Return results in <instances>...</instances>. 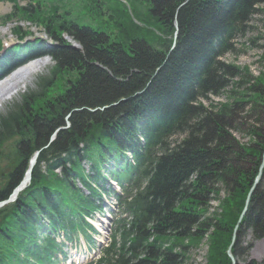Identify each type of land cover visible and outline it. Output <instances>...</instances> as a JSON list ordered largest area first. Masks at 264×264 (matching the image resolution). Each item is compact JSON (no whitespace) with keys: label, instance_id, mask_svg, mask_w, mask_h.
Listing matches in <instances>:
<instances>
[{"label":"trees","instance_id":"1","mask_svg":"<svg viewBox=\"0 0 264 264\" xmlns=\"http://www.w3.org/2000/svg\"><path fill=\"white\" fill-rule=\"evenodd\" d=\"M42 1L15 4L11 16L20 13L33 22ZM136 1L141 6L152 1L153 13L161 18L156 20L164 28L162 35L127 42L123 37L110 39L113 31L106 34L99 23L93 27L67 22L51 29L48 21L60 17L53 14L58 6L44 5L45 27L55 45L37 42L10 52V59L7 54V63L22 54L31 58L48 54L56 61L51 70L55 83L64 85H58L59 92L38 100L43 103L32 104L31 114L23 107L1 117L0 141L22 136L18 151L23 166L11 173L0 190V201L22 179L30 156L37 150L41 153L31 190L16 204L0 210V264H29L30 260L53 264L54 242L48 237L41 244L27 241L38 232V221L47 214L46 225L54 230L79 226L85 214L98 208L97 199L106 191L100 186L106 158L116 157V152L122 157L127 149L135 163L116 171L129 182L120 202L127 217L116 221L112 244L90 264H183L185 242L195 241L210 230L211 252L219 254L220 248L225 246L227 251L231 246L261 165L256 164L253 171L240 165L246 154L229 132L234 128L232 116L226 118L234 110L222 105L210 109L203 100L222 95L237 78L238 69L235 72L218 59L234 52L236 39L251 31L248 24L264 0ZM174 31L178 32L176 39ZM65 33L81 47L64 41ZM123 43L130 49L122 48ZM50 80L45 78L43 83L49 86ZM68 116L70 127L64 121ZM58 127L63 129L51 141ZM263 149L257 150L262 153ZM235 153L238 155L233 157ZM84 160L90 164L88 172ZM43 168L49 176L42 174ZM60 168L62 176L55 173ZM78 178L89 194L76 186ZM220 184L230 197L222 199L221 215L216 213L206 220L203 216L208 213L210 195L216 196L215 188ZM260 184L235 232L239 236L245 225L253 229L255 239L264 237V191ZM58 190L67 191L69 204ZM224 257L230 259L226 253ZM257 264H264V260Z\"/></svg>","mask_w":264,"mask_h":264},{"label":"rangeland","instance_id":"2","mask_svg":"<svg viewBox=\"0 0 264 264\" xmlns=\"http://www.w3.org/2000/svg\"><path fill=\"white\" fill-rule=\"evenodd\" d=\"M188 1L189 0H187V2ZM15 4L23 6L26 2L19 0L13 3L8 0H0V42L10 47H16L18 39L22 36L21 34L26 35L28 39L27 44L32 41H42L48 45H55V41L50 38L48 33V27H45L46 21H44V15H42L46 10V8H44L45 4L48 7L58 6V10L53 14H60V17L54 16L48 21V26L51 29H53L54 26H65L67 22V24H70L69 22H74L80 23L81 25L92 23V25H94L93 27H96V23H99L103 26L100 29L106 32V34L113 31L110 39H113L115 36L123 37L127 42L133 41L134 38H145L146 36L148 40H152L156 35H162L161 32L164 31V28L160 27L159 22L156 20L157 17L159 19L161 18L159 16L156 17L155 13H153V6H151L152 1H146L145 5L141 6V3L138 1L135 2V0H45L41 2V4L44 5H42V7L40 6L38 12L33 14L36 19L33 22H29V19L23 17L20 13L11 16L16 9ZM257 9V14L252 16L253 19L249 22L250 24H248L251 27V31L247 32L245 38L239 37L236 39V43L233 46L234 52H227L218 59L221 60V63L225 64V66H232L235 72L236 69H238V73H235L237 78L229 85L230 88L222 92V95H209V100H203L204 106L210 109L222 105L234 110L233 112L229 111L226 117L232 116V120H234V128H231L229 132L232 133L234 139L241 147L242 153L246 154L242 156L243 158L240 160V165H243L245 168L249 167L252 171L253 168L257 167L256 164L260 163L259 165H263L262 162L264 158V3L257 5ZM68 11L70 15L65 14ZM176 15L177 14H174L173 18L175 29L177 30ZM177 35L178 32L175 33L173 38H178ZM63 38L64 41H69L75 48L81 47L80 44L76 42L73 37L68 36L67 33L63 35ZM47 55L48 54L39 56L40 59L33 57L32 60H35L31 62L30 66H41L36 67L33 73L28 74L24 79L19 81L16 90L11 96H4V98L0 100V120L1 117L23 107H26L28 109L27 112L31 114L32 104L34 106L35 102H39V99H46L48 93L59 92L60 87L58 85L62 86L64 82L59 81L60 83H55L56 79L52 77L51 70L56 66V61L54 62ZM225 66H223V70ZM21 71L22 70H18L13 72V74L11 73L7 79L0 83L7 80L10 81L13 76ZM45 78H51L49 86L43 83ZM237 99L241 101H238L239 107L235 108L236 105H238L235 103ZM241 102H244V105H242ZM63 115L64 114L57 115V117L61 118ZM64 121L68 122L69 125L70 116L65 118ZM60 129L61 128H59L58 131H60ZM138 136L140 137V141H142L143 136L141 134ZM20 140V136H15L5 139L0 145V152L2 153L0 154V190H2L11 179V173H13V170H15L16 166L20 163L17 148L18 144L21 142ZM257 149H263V152L259 153ZM125 152L126 153H123L122 157H118L119 152H116V157L109 155V157L106 158L108 160L104 164L106 173L103 171V168L102 171L105 174L100 172L102 179L104 178L108 182V178H111L109 176H111L114 171L118 170V168L128 163H135L136 159L132 151L127 149ZM237 155L238 153H235L233 157ZM84 165L86 167L84 169L88 170V162H85ZM256 176L258 177V174ZM79 180V178L75 180L77 187H81ZM21 183L22 181L19 184ZM259 184L260 188H263L262 191H264V178H261L258 185ZM100 185L102 187L104 186V184ZM98 187L99 185L96 184L94 189L97 190ZM18 188H20V185H18ZM215 189L217 194L216 196L214 194L212 196L210 195L209 208L206 207L208 213L206 216H203L206 220L209 219V217H214L216 213V216L221 215L222 208L220 204L223 201L222 199L226 200L230 197L228 191L224 189L223 184H220ZM58 204L59 203H55L54 205ZM111 204L112 203H110V205ZM6 207L8 206L6 205L2 209ZM54 209L58 210L56 208ZM46 216L47 214L40 218L38 221V232L32 236L33 239L27 240L28 243L32 240L41 244L44 240L46 230L43 231L40 227H44L47 224L48 220L44 218ZM240 218L236 226L238 229H240V224L242 223V219ZM104 220L110 225L109 227H111L112 219L108 218V220H106L104 218ZM98 224L105 227L103 225V220H100ZM112 225L114 227V224ZM102 227L100 228L103 229ZM244 227L245 225L243 226L241 236L237 235L234 231L233 241L230 244L231 246L228 247L227 251L226 248H224L225 246L220 248L218 251L219 254L211 252L212 230L204 233L205 236L195 241L190 240L185 242L187 252L183 264H228L231 259L229 253L233 255L232 248L234 245H236L234 248L235 254L233 255L235 264H249L252 262L257 264L262 262L264 260V237L255 239L253 229L248 226L246 228ZM100 240L99 238V241ZM110 242L111 240L109 239L107 245ZM224 253H226L230 259L225 258ZM22 258L23 260L26 259L25 256H22ZM28 258L29 257H27V259ZM28 263L34 264L31 260ZM230 263L234 264L233 259Z\"/></svg>","mask_w":264,"mask_h":264},{"label":"bare ground","instance_id":"3","mask_svg":"<svg viewBox=\"0 0 264 264\" xmlns=\"http://www.w3.org/2000/svg\"><path fill=\"white\" fill-rule=\"evenodd\" d=\"M122 46V48H124V49H126V50H128V49H130V47L127 45V44H122L121 45ZM40 64V63H39ZM39 66H41V65H33V67L32 66H26V67H24L23 69H22V71L21 72H19L17 75H15V76H13V78H11V80L9 81V80H7V81H4V82H2V83H0V100L2 99V98H4V96H11L12 95V93H14V91L16 90V88H17V85H18V82L19 81H21L23 78H25L28 74H31V73H33V70L36 68V67H39ZM112 105H114V104H112ZM111 105V106H112ZM103 171H105V169L103 170ZM102 170L100 171L101 173H103V174H105L106 173V171H105V173L103 172ZM111 175V174H110ZM262 175H263V173H262ZM109 177H111V178H108V181L109 180H112V179H120V180H123V177H122V175H119V174H112L111 176H109ZM263 177V176H262ZM107 182V180H105L104 178L103 179H101V183H106ZM124 183H126V182H124ZM24 185H26V184H23V183H21V186L23 187ZM41 192H46L45 190H40ZM93 222H95V225L96 226H100V224H98V222L99 221H93ZM103 225H105V224H103Z\"/></svg>","mask_w":264,"mask_h":264},{"label":"water","instance_id":"4","mask_svg":"<svg viewBox=\"0 0 264 264\" xmlns=\"http://www.w3.org/2000/svg\"><path fill=\"white\" fill-rule=\"evenodd\" d=\"M262 166H261V168H260V170H259V173H258V177L256 178V180H255V183L253 184V189H252V191H251V193L249 194V196H248V200H247V205L249 204V202H250V197L252 196V194H253V192H254V189L256 188V186L258 185V183L260 182V180H261V178H262V172H263V170H264V158H263V162H262ZM246 208H247V206L245 207V211L243 212V215L246 213ZM229 256H231V258L233 259V263L235 264V261H234V257L231 255V253H229Z\"/></svg>","mask_w":264,"mask_h":264}]
</instances>
